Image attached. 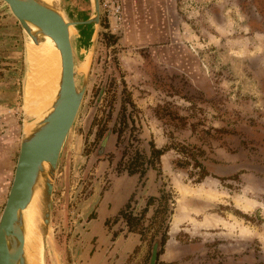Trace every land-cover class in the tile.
Wrapping results in <instances>:
<instances>
[{"label":"rangeland","instance_id":"1","mask_svg":"<svg viewBox=\"0 0 264 264\" xmlns=\"http://www.w3.org/2000/svg\"><path fill=\"white\" fill-rule=\"evenodd\" d=\"M82 2L74 17L88 15ZM123 7L115 34L99 16L85 93L56 164L42 263L80 262L78 205L126 177L96 153L97 137L124 113L129 149L164 151L134 185L130 212L140 214L150 192L154 201L134 232L111 218L99 258L86 261L147 264L168 218L155 264H264V0H126ZM33 53L0 0V212Z\"/></svg>","mask_w":264,"mask_h":264},{"label":"water","instance_id":"2","mask_svg":"<svg viewBox=\"0 0 264 264\" xmlns=\"http://www.w3.org/2000/svg\"><path fill=\"white\" fill-rule=\"evenodd\" d=\"M1 1L26 40L38 44L48 38L58 52L59 69L48 106L30 115L22 106L17 157L0 212V264H35L29 258H36L40 246L43 260L56 164L85 93L99 27V7L97 0H86L89 13L78 18L72 15L68 0ZM83 59L86 65L80 71L78 66ZM35 195L38 216L27 249L24 211ZM167 222L168 218L164 227ZM164 227L154 238L147 264H155L156 242Z\"/></svg>","mask_w":264,"mask_h":264},{"label":"crops","instance_id":"3","mask_svg":"<svg viewBox=\"0 0 264 264\" xmlns=\"http://www.w3.org/2000/svg\"><path fill=\"white\" fill-rule=\"evenodd\" d=\"M124 1L126 0H122V6ZM68 4L72 15H74V11L71 8L69 0ZM126 11L128 12V10ZM146 12L153 13L151 9L146 10ZM125 15L126 14L123 7L122 27L124 24ZM148 21L149 20H147V23H149ZM99 164L101 165L102 163L100 162ZM153 179L154 175L149 172L146 176L145 186L147 185V183H151ZM136 181V176L114 177L110 189L104 190L100 187L97 191H93L80 202V204L78 205V216L80 219V223L78 225L80 231L78 240L80 246L78 248L77 255L80 262H77L78 264H99L86 260H88L90 256H93L95 260L99 258V246L103 244L106 237L109 235L106 225L111 222L110 219L117 215L118 211L129 199L130 194L133 192ZM151 185L152 183L150 184V191H153V189L151 190ZM152 193L153 192H150L148 195L153 196ZM117 237L118 235H116L115 238ZM91 240H94L93 242H96V245L91 244ZM165 252L169 255L172 250L164 251V254Z\"/></svg>","mask_w":264,"mask_h":264},{"label":"bare ground","instance_id":"4","mask_svg":"<svg viewBox=\"0 0 264 264\" xmlns=\"http://www.w3.org/2000/svg\"><path fill=\"white\" fill-rule=\"evenodd\" d=\"M69 31L73 32L71 27ZM28 38V37H27ZM29 39V38H28ZM30 40V39H29ZM31 42V40H30ZM34 49L33 57L34 63H32L34 73V79L32 84L29 85L24 92L25 106L24 109L28 115L38 114L46 106H48L52 93L55 88V81L59 69L58 52L54 48L52 42L45 38L44 41L34 44L31 42ZM83 50L81 54H83ZM86 59H83L79 63V70L85 69ZM38 216V204L37 196L35 195L24 211L25 223H26V235L25 245L29 248L30 238L33 230H35V220ZM29 253V252H28ZM29 260L35 264L42 263V254L40 246L36 250V258L30 256Z\"/></svg>","mask_w":264,"mask_h":264},{"label":"trees","instance_id":"5","mask_svg":"<svg viewBox=\"0 0 264 264\" xmlns=\"http://www.w3.org/2000/svg\"><path fill=\"white\" fill-rule=\"evenodd\" d=\"M124 151L121 152L119 161L117 163L118 166V171H124L127 175H133L137 174L138 176V183H140L142 177L144 174L147 172L148 169H153L154 165L153 162H157L159 157L162 155L164 152L163 150L155 149L153 146H150L149 153L147 155L141 154L138 151H133L132 153L127 150L123 149ZM141 154V155H140ZM195 167H200L198 163L194 162ZM202 169V168H201ZM156 170V169H154ZM201 171V170H200ZM206 176L205 172L202 170L199 175V179L203 178ZM159 200L164 201V208L167 209L168 206V196L162 192V190H159ZM130 197L126 204L124 205L123 209L118 212V217L122 218L126 228L127 232H134L135 228L137 225H140L139 222L142 218L143 213H145L147 207L152 204L154 201L153 197H148L144 208L141 210V213L138 215H132L130 212H128L130 201ZM158 200V201H159ZM154 214H156L154 212ZM164 234H162L160 240L156 242L157 246V252H156V259L158 255L161 253V247L164 243ZM155 243L153 240L150 249L152 245Z\"/></svg>","mask_w":264,"mask_h":264},{"label":"flooded vegetation","instance_id":"6","mask_svg":"<svg viewBox=\"0 0 264 264\" xmlns=\"http://www.w3.org/2000/svg\"><path fill=\"white\" fill-rule=\"evenodd\" d=\"M69 1H70V5H71V8L74 11V13L77 11L83 10L84 4H83L82 0H69ZM129 123L131 124L128 116H125L124 113H122V114L118 113V116L116 117V120H115L114 124L112 125V128L111 129L106 128V130L103 132V134L98 136L96 139L97 140L96 153H98L97 156L104 158L106 160V162L111 166L117 165L119 158H120V154H121V152L124 151L123 149L129 150L131 153L135 150L138 151L136 148L135 149L133 148L132 150L129 149V144H128L127 140L125 141L126 142L125 144L122 141V138H123V137H121L122 133L125 131H129V133H130V130H128V127H130ZM128 138H129V136H128ZM149 150H150V146L148 148L147 153H143L140 151H138V152L141 154L143 153V154L147 155L149 153ZM148 170H151V169H148ZM126 176L127 177L136 176V178H137V181L135 183V188H136V185L138 184L137 174H133V175H127L126 174ZM130 197H132V193L130 194L129 198ZM149 197H153V196H149ZM124 205H123V207H124ZM123 207L120 210H122ZM128 212H130V205H129ZM132 215H135V214H132ZM116 217H118V213H117ZM120 219H122V218H120Z\"/></svg>","mask_w":264,"mask_h":264},{"label":"built area","instance_id":"7","mask_svg":"<svg viewBox=\"0 0 264 264\" xmlns=\"http://www.w3.org/2000/svg\"><path fill=\"white\" fill-rule=\"evenodd\" d=\"M99 16L103 20L106 31L115 34L121 29L123 23L122 0H97Z\"/></svg>","mask_w":264,"mask_h":264}]
</instances>
